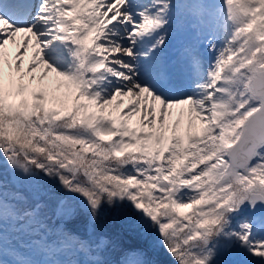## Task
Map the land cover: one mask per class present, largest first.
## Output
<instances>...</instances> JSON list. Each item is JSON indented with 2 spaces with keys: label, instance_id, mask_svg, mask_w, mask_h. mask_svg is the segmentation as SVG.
Returning <instances> with one entry per match:
<instances>
[{
  "label": "snow or ice",
  "instance_id": "snow-or-ice-1",
  "mask_svg": "<svg viewBox=\"0 0 264 264\" xmlns=\"http://www.w3.org/2000/svg\"><path fill=\"white\" fill-rule=\"evenodd\" d=\"M105 208L264 264V0H0V264H112Z\"/></svg>",
  "mask_w": 264,
  "mask_h": 264
},
{
  "label": "rangeland",
  "instance_id": "rangeland-1",
  "mask_svg": "<svg viewBox=\"0 0 264 264\" xmlns=\"http://www.w3.org/2000/svg\"><path fill=\"white\" fill-rule=\"evenodd\" d=\"M117 213H112L111 209H106L105 214L101 215V217L98 218L97 221V229L101 234H107L110 233V231L114 232L115 234H112L114 236H108L110 240H117L115 241L118 246L122 245L123 242H129L132 238H137L140 235L134 231H131L127 227H125L124 223L122 221H118ZM120 219V218H119ZM109 222V223H108ZM142 251V250H141ZM117 256H116V255ZM123 255V257H121ZM125 252L123 250L117 249L114 251H111L109 254L106 253L107 259H109L112 264H121L120 262L122 259L125 258ZM121 257V258H120ZM137 257L135 255L128 256L126 260L130 259H136Z\"/></svg>",
  "mask_w": 264,
  "mask_h": 264
},
{
  "label": "bare ground",
  "instance_id": "bare-ground-1",
  "mask_svg": "<svg viewBox=\"0 0 264 264\" xmlns=\"http://www.w3.org/2000/svg\"><path fill=\"white\" fill-rule=\"evenodd\" d=\"M183 39L184 37H181L179 34L170 37L168 42V47L165 48V53L172 54L176 52L178 55V49L181 46Z\"/></svg>",
  "mask_w": 264,
  "mask_h": 264
},
{
  "label": "trees",
  "instance_id": "trees-1",
  "mask_svg": "<svg viewBox=\"0 0 264 264\" xmlns=\"http://www.w3.org/2000/svg\"><path fill=\"white\" fill-rule=\"evenodd\" d=\"M122 220V217L120 218ZM146 241V240H145ZM158 259L161 262H165V261H171V258L167 255V253H165L163 251V249L160 251V253L158 254Z\"/></svg>",
  "mask_w": 264,
  "mask_h": 264
}]
</instances>
